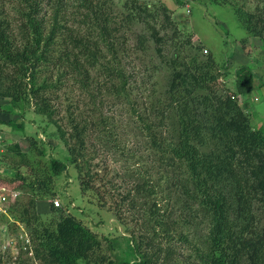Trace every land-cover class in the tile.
Wrapping results in <instances>:
<instances>
[{"label":"trees","instance_id":"1","mask_svg":"<svg viewBox=\"0 0 264 264\" xmlns=\"http://www.w3.org/2000/svg\"><path fill=\"white\" fill-rule=\"evenodd\" d=\"M10 1L19 17L14 34L0 10V100L20 122L0 124L27 147L3 145L0 185L18 197L0 219L24 228L33 261L264 264V126L251 125L240 100L254 89L252 70L240 66L225 86L226 61L194 43L163 0ZM195 1L230 6L264 51V0ZM65 88L82 95L61 103ZM114 107L134 124L130 149L110 122ZM29 113L38 132H28ZM39 134L59 140L57 157ZM90 145L112 159L90 164ZM69 166L82 195L111 213L112 231L53 205Z\"/></svg>","mask_w":264,"mask_h":264},{"label":"rangeland","instance_id":"2","mask_svg":"<svg viewBox=\"0 0 264 264\" xmlns=\"http://www.w3.org/2000/svg\"><path fill=\"white\" fill-rule=\"evenodd\" d=\"M163 1L172 10V17L177 21L180 29L193 36L194 43L200 44L203 49L208 51L207 54H211L219 64L222 65L226 61L225 70H227L228 76L223 78L225 86L232 88V82L234 81L232 73L240 66L244 65L252 70L255 75L253 81L254 89L248 94L240 96V100L248 106L246 111L251 117V125L255 127L264 126V51L262 49V40L247 34L232 8L228 5L192 0V2H187L184 6L180 7L175 5L172 0ZM0 10L3 11V16L13 26V33L16 34L17 30L14 27L19 17L17 4L14 1L2 0ZM220 79L219 83L221 82ZM157 81H159L157 89L162 88L165 83V74L160 73ZM69 90L70 88H65V92L63 94L61 92V103L67 97L72 99V101H76L82 95L80 90L75 89L72 92ZM84 105L80 103L79 107L85 109ZM107 106L112 108L110 107L112 105L107 104ZM109 108L107 109L110 110ZM9 109L10 107L7 105V102L0 100V122L5 123L13 120L19 123L20 118H18V114L8 112ZM101 110L104 113L107 111L104 106ZM107 114L115 116L110 122L113 129L117 127L115 130L121 143L125 144L129 149L133 147L135 139L132 134L135 132V128H133L134 124L131 123L130 118L128 119L124 115V112L117 107H114ZM25 122L27 125H30L28 132H38L39 121L33 113L28 114ZM39 137L49 144V154L57 157L58 152L54 148H63L59 140L55 138L45 139L41 134H39ZM0 141L2 149L3 145L16 142L20 144L23 150L27 147V141L21 133H12L10 127L3 124H0ZM92 143L95 145V142ZM87 153L89 157L95 156L93 160H90V164L93 165L100 166L102 161L108 163L109 159H112V156L110 158V154H106L98 146L93 148L90 145ZM120 165L114 164L110 160L109 168L111 172L118 171ZM2 172L11 174V170L9 169ZM3 186L8 190L14 191L5 184ZM56 188L57 194L54 196V200H58V207L64 208L68 204V210L72 214L80 218L91 229H96L99 234L107 233L114 229L116 224L111 213L99 208L94 199L95 204L90 202V198L82 195L77 173L72 167L69 166L67 173L59 178ZM2 214L6 213L0 211V215ZM6 219L18 227V232H13L12 229L6 227L0 219V264H18L17 257H20L24 264H38L32 259V249L27 232L19 222L12 221L8 217ZM96 223L98 226H96ZM118 229H121V227H118ZM123 247H125V242L123 243Z\"/></svg>","mask_w":264,"mask_h":264},{"label":"built area","instance_id":"3","mask_svg":"<svg viewBox=\"0 0 264 264\" xmlns=\"http://www.w3.org/2000/svg\"><path fill=\"white\" fill-rule=\"evenodd\" d=\"M204 53H206L205 50ZM2 151L3 149L0 145V153H2ZM17 197H18V192L8 190L4 186L0 185V211L6 213L8 204L14 202L17 199ZM53 205L58 207L59 206L58 200H53Z\"/></svg>","mask_w":264,"mask_h":264}]
</instances>
